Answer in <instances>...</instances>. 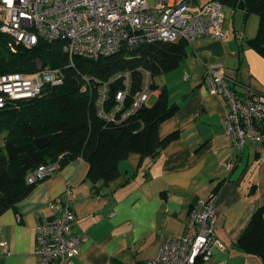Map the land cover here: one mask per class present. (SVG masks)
Listing matches in <instances>:
<instances>
[{
    "label": "crops",
    "instance_id": "obj_1",
    "mask_svg": "<svg viewBox=\"0 0 264 264\" xmlns=\"http://www.w3.org/2000/svg\"><path fill=\"white\" fill-rule=\"evenodd\" d=\"M230 30L221 40H194L179 66L162 74L169 103L177 108L158 134L177 131L178 137L155 157L130 153L118 163V177L106 184L87 179L82 158L37 182L0 214V264H64L41 262L33 248L36 224L50 217V202L67 186L75 193L73 227L86 236L74 264H144L156 256L162 237L183 233L195 200L211 197L215 189L216 236L224 248L202 264H262L236 242L264 206V142L247 141L242 148L233 142L222 124L225 100L205 82L206 66L219 64L237 92H264V58L247 46L243 34L238 38L235 26ZM228 158L234 161L231 168Z\"/></svg>",
    "mask_w": 264,
    "mask_h": 264
},
{
    "label": "built area",
    "instance_id": "obj_2",
    "mask_svg": "<svg viewBox=\"0 0 264 264\" xmlns=\"http://www.w3.org/2000/svg\"><path fill=\"white\" fill-rule=\"evenodd\" d=\"M0 0V29L12 37L9 48H31L39 40L63 42V50L72 64L73 56L96 59L121 48L135 49L144 43L185 39L189 44L208 36L225 38L224 6L218 0ZM243 38L242 33L237 34ZM142 84L132 95L130 105L120 118L148 106L156 93L151 73L142 69ZM124 78V88L115 94V104L106 110L109 83ZM64 79L59 67L40 66L35 71L0 74V108L41 94L46 84L57 85ZM131 73L126 70L109 78L97 92L98 116L115 120L130 93ZM205 82L211 93L221 95L227 111L223 129L242 148L247 141L264 142V92H237L233 80L219 64L206 66ZM62 155L29 170L28 183H37L62 167ZM264 160V155L263 158ZM234 161L228 158L227 168ZM75 193L67 186L51 201V215L36 224L33 253L43 263L54 260L74 264L86 236L73 227ZM217 212L212 197L197 198L179 236L162 237L154 258L144 264H197L208 261L215 250L224 248L216 236Z\"/></svg>",
    "mask_w": 264,
    "mask_h": 264
},
{
    "label": "trees",
    "instance_id": "obj_3",
    "mask_svg": "<svg viewBox=\"0 0 264 264\" xmlns=\"http://www.w3.org/2000/svg\"><path fill=\"white\" fill-rule=\"evenodd\" d=\"M236 8L239 0H218ZM249 13L258 16L254 36L246 38L247 46L264 58V0H244ZM238 34V33H237ZM12 37L0 29V74L13 71L31 72L40 66L61 68L64 79L57 85L46 84L40 95L0 108V214L23 199L37 183H28L29 170L62 155L61 163L82 158L88 164L87 179L93 184H106L119 175L118 163L130 153L142 158L155 157L171 140L173 131L161 138L158 128L171 116L177 105L169 103V93L159 87L154 77L179 66L187 56L189 43L178 38L144 43L135 49L121 48L96 59L73 56L72 64L61 40H39L31 48L17 45L9 48ZM142 69L151 73L153 89H159L154 103L142 106L120 118L130 105L132 95L142 84ZM131 73L130 93L115 120L97 114V92L100 85L119 72ZM124 88V78L109 83L106 110L115 104V94ZM264 134V124L262 128ZM50 135V142L40 148L34 139ZM217 193L215 189L212 198ZM192 207V206H191ZM264 206L252 215L236 247L255 255L264 264ZM197 264H202L200 260Z\"/></svg>",
    "mask_w": 264,
    "mask_h": 264
},
{
    "label": "rangeland",
    "instance_id": "obj_4",
    "mask_svg": "<svg viewBox=\"0 0 264 264\" xmlns=\"http://www.w3.org/2000/svg\"><path fill=\"white\" fill-rule=\"evenodd\" d=\"M148 2L152 3L151 0H148ZM223 5L226 18L224 23V30L229 28L232 32L233 26H235L237 30L240 31L238 33H242L245 38H250L255 35L258 26V16L255 13H249L244 20L243 14L240 10H238L237 8H233L229 3H224ZM164 76L167 75L161 74L154 77V81L159 87L163 86ZM155 99L156 97L152 95L148 100V104L151 105L152 103H154ZM205 264H210V262H207Z\"/></svg>",
    "mask_w": 264,
    "mask_h": 264
},
{
    "label": "water",
    "instance_id": "obj_5",
    "mask_svg": "<svg viewBox=\"0 0 264 264\" xmlns=\"http://www.w3.org/2000/svg\"><path fill=\"white\" fill-rule=\"evenodd\" d=\"M236 8L238 10L242 11L243 18H245L247 16V14L249 13V10L246 8L244 0H239ZM50 140H51V136L45 135V136L35 138L34 142H35L36 146L42 148V147L46 146L50 142Z\"/></svg>",
    "mask_w": 264,
    "mask_h": 264
}]
</instances>
